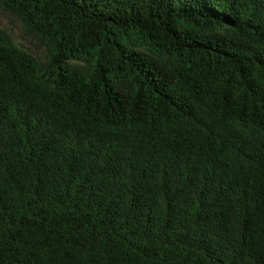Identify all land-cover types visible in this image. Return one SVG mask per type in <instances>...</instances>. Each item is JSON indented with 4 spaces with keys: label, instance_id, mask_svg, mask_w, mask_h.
Listing matches in <instances>:
<instances>
[{
    "label": "trees",
    "instance_id": "1",
    "mask_svg": "<svg viewBox=\"0 0 264 264\" xmlns=\"http://www.w3.org/2000/svg\"><path fill=\"white\" fill-rule=\"evenodd\" d=\"M0 16V264H264V0Z\"/></svg>",
    "mask_w": 264,
    "mask_h": 264
},
{
    "label": "rangeland",
    "instance_id": "2",
    "mask_svg": "<svg viewBox=\"0 0 264 264\" xmlns=\"http://www.w3.org/2000/svg\"><path fill=\"white\" fill-rule=\"evenodd\" d=\"M0 23L3 24L4 26L10 28V29H13L14 33H15V37L18 40H20L24 45L31 46L29 41L23 39L21 31L18 28L14 27L13 23L9 19H7L4 16H0Z\"/></svg>",
    "mask_w": 264,
    "mask_h": 264
}]
</instances>
